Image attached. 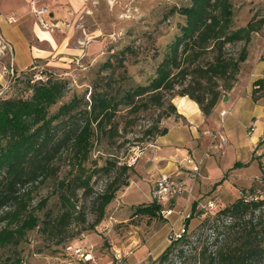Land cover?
<instances>
[{
	"label": "trees",
	"instance_id": "16d2710c",
	"mask_svg": "<svg viewBox=\"0 0 264 264\" xmlns=\"http://www.w3.org/2000/svg\"><path fill=\"white\" fill-rule=\"evenodd\" d=\"M179 13L185 23L147 85L115 94L95 89L82 111H78L79 98L75 97L51 113L67 91V83L52 76L30 84L28 99H0V247L18 246L27 232L38 226L39 219L29 212L33 192L56 179L64 164L74 175L60 182L58 195L63 211L58 218L45 222V232L62 230L79 213L78 191L84 190L85 195L89 190L87 166L98 165L92 160V152L102 141L111 143L118 136L115 124L123 109L137 114L166 106L169 111L163 117L167 120L177 114L172 102L180 96L196 102L207 117L220 100V90L233 89L240 65L248 57L247 45L264 19L234 29L232 0H190ZM240 42L244 45L238 58L225 55V46ZM208 53L214 54L213 59L203 64L201 59ZM215 80H223L226 85L217 83L221 89L210 88L209 83ZM180 87L183 89L177 91ZM255 87L252 95L258 101L264 97L259 95L264 93V82L256 81ZM167 133V127L157 125L146 131L157 138ZM115 166L109 161L98 170L109 173ZM129 170L122 166L119 175L97 196L98 215L90 228L101 223L116 194L129 186ZM161 209V205L152 203L139 207L137 214L161 217ZM190 222L186 220V230ZM145 264H264V201L236 200L206 216L194 234L171 242L159 257Z\"/></svg>",
	"mask_w": 264,
	"mask_h": 264
},
{
	"label": "rangeland",
	"instance_id": "374dc122",
	"mask_svg": "<svg viewBox=\"0 0 264 264\" xmlns=\"http://www.w3.org/2000/svg\"><path fill=\"white\" fill-rule=\"evenodd\" d=\"M232 3L234 29L245 27L251 20L259 24L264 19V0H232ZM189 4L190 0H89L88 9L75 26L76 31L71 38L70 47L74 51L67 56L40 61L36 68L12 76L5 74L3 67L11 69L13 55L1 45L0 99H28L32 93L30 84L38 81L39 77L52 76L65 81L67 91L50 109L51 113H56L63 104L75 97L79 98L77 109L82 111L86 109L90 94L95 89L115 94L137 85H147L155 77L169 45L185 23L180 9ZM55 34L62 38L63 32ZM243 45L242 42L227 45L224 53L238 58ZM247 51V60L240 65L234 85L239 86L238 96H250L249 92H244L248 86L246 78L243 81L239 79L242 69L247 72L248 68L252 69L264 61V25L252 34ZM213 55L206 54L201 62L206 64L213 59ZM215 81L208 86L221 89L216 87L217 83L226 85L223 80ZM233 89L220 90L219 101L224 100ZM259 95L263 96L264 93ZM179 101V107L191 103L188 99ZM167 111L169 108L166 106L163 109L152 107L137 114L123 109L115 124L119 129L118 136L111 143L102 141L92 152V160H96L98 165L97 168L92 164L87 166L89 190L85 195L84 190L78 191L76 202L79 213H75L62 230L45 232V222L50 218H58L63 211L58 195L60 182L74 175L70 167L64 164L56 179L40 185L33 192L29 212L39 219L38 226L28 231L18 246L0 247V261L3 264H145L150 258L159 257L170 245L167 241L169 225L172 226L177 217L167 220L137 214L139 207L150 205L152 201L150 189L138 185L141 182L136 178L134 168L142 162L151 163L156 153L153 141L157 137L147 135L146 131L156 125L164 128L163 113ZM250 131L251 127L247 129L248 133ZM135 153H142V156L136 165L130 167L127 174L129 186L122 187L116 194L107 206L101 223L90 228L98 215L95 199L119 175L122 166L129 167L128 163ZM109 161L116 163L109 173L98 170ZM249 169V172L255 170L252 167ZM262 170L259 164L257 174L264 177ZM256 184L253 182L250 188L241 187L239 190L249 191ZM137 193L139 196L134 197ZM228 200H232V197ZM43 201H46L45 204L40 206ZM220 209L223 208L220 206ZM205 218L196 209L185 235L194 234ZM70 246L84 248L91 256L90 260L75 256L67 249ZM118 254L122 257L121 261L117 260Z\"/></svg>",
	"mask_w": 264,
	"mask_h": 264
},
{
	"label": "crops",
	"instance_id": "0c3cea01",
	"mask_svg": "<svg viewBox=\"0 0 264 264\" xmlns=\"http://www.w3.org/2000/svg\"><path fill=\"white\" fill-rule=\"evenodd\" d=\"M33 1L38 3L39 8L49 11L44 16L48 27H44L31 11ZM88 1L0 0V34L13 47L11 64L14 76L36 68L40 61H50L72 52L71 38L76 31L75 26L88 9ZM9 17H15L16 23L9 24ZM58 31L63 32L62 38L55 34ZM3 68L5 74H10L7 66ZM248 71L242 69L238 78L242 81L246 78L248 86L244 92H249L250 96H238L239 86H236L228 95V101H219L207 117L190 98H174L173 104L177 114L165 120L168 133L153 141L158 150L152 156L151 163L142 162L134 168L135 176L141 182L139 186L150 189L163 174L174 176L191 186L188 170L190 165L179 163L180 158L185 155L203 161L200 176L193 185L192 203L189 207L192 215L201 203L210 199L217 200L220 206L225 208L238 200L239 188L252 186L254 179L260 176L257 174L259 164L264 170V98L258 101L252 99L256 81L264 82V61H260L252 69L248 68ZM181 99H188L191 103L179 107ZM223 111L228 114L222 116ZM254 125L255 132L248 133L247 129ZM206 131L220 132L227 140L226 145L220 148L217 142V146L211 148L212 140L205 135ZM208 152V156H205ZM251 167L255 169L253 172H249ZM136 196H139V193L134 197ZM230 197L232 200H228ZM186 198L187 193L161 205L162 208L174 210L168 220L177 217L174 220L176 222L173 221L172 226L169 225V244L168 238L173 226L177 230L184 226L187 228L186 222L179 219L178 214L187 205Z\"/></svg>",
	"mask_w": 264,
	"mask_h": 264
},
{
	"label": "built area",
	"instance_id": "2783aa9c",
	"mask_svg": "<svg viewBox=\"0 0 264 264\" xmlns=\"http://www.w3.org/2000/svg\"><path fill=\"white\" fill-rule=\"evenodd\" d=\"M31 11L40 19L41 24L44 27H48L47 23L44 20V16L49 13V11L46 8H39L38 3L36 1H33L31 3ZM17 19L15 17H9L7 19V22L9 24L16 23ZM3 47L4 50H8L11 54L13 53V47L12 45L5 41L3 36L0 34V47ZM9 73L14 76V70H13V64H11V69ZM39 80L46 81L48 79L47 77H39ZM228 112L223 111L221 113L222 116L227 115ZM256 126L251 127L250 133L255 132ZM205 135L211 138L212 145L211 148L216 147L217 142L219 143V147H223L226 145L227 140L226 138L220 133L216 131H206ZM153 148L155 151H157V147L153 145ZM209 152L206 153L205 156H208ZM142 153H135V156L132 157L128 163L129 167H132L136 165L137 161L141 158ZM179 163L181 165H190L189 167V179L192 181L191 186H187L184 181L170 175L163 174L161 175L151 186L150 188V195H151V201L152 203H155L157 205H165L169 203L171 200H173L176 197H179L181 195H184L187 193L186 203L187 205L184 207V209L179 214V219L186 222V220H190L192 218V213L189 212V207L192 203V193H193V185L197 181L198 177L200 176V170L203 161L199 160L197 161L193 156L191 155H185L180 158ZM254 183H257L256 186H253L249 191H243L240 190L238 192V199L244 200L246 203L249 202H260L264 201V177L262 175L257 176L254 179ZM199 212L202 214V216H210L214 215L217 211L220 210V204L215 199H210L205 201L204 203H201L198 208ZM160 216L164 219H169L173 214L174 210L172 208H162L160 210ZM186 233V227L184 226L182 229L177 230L175 229V226L172 227L169 235V242H177L180 239L183 238V236ZM69 251H71L75 256L80 257L86 261H89L91 256L89 253H86L84 251V248L78 247L74 248L72 246L67 248ZM122 257L121 255L117 256V260L121 261Z\"/></svg>",
	"mask_w": 264,
	"mask_h": 264
},
{
	"label": "water",
	"instance_id": "95a60500",
	"mask_svg": "<svg viewBox=\"0 0 264 264\" xmlns=\"http://www.w3.org/2000/svg\"><path fill=\"white\" fill-rule=\"evenodd\" d=\"M227 100H228V96H225V97H224V101H227Z\"/></svg>",
	"mask_w": 264,
	"mask_h": 264
}]
</instances>
